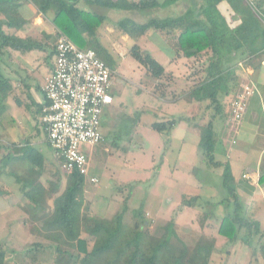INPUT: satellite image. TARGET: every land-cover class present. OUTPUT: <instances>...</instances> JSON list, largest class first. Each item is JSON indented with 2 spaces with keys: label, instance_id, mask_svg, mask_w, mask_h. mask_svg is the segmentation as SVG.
<instances>
[{
  "label": "trees",
  "instance_id": "1",
  "mask_svg": "<svg viewBox=\"0 0 264 264\" xmlns=\"http://www.w3.org/2000/svg\"><path fill=\"white\" fill-rule=\"evenodd\" d=\"M14 1L16 0H0V14L4 17L0 20V67L7 48L32 52L42 49L43 46L39 40L6 34L2 30L4 25L8 28L19 25ZM28 1L43 16L51 14L56 29L75 46L81 50H93L110 68L111 79L114 65L112 57L97 39V30L104 21L103 16L82 11L76 7L75 2L68 0ZM85 1L87 4L111 11V16H115L111 17L115 28L130 38H138L147 31H153L166 39H172L175 52L186 59L198 58L201 54L209 56L203 78L188 90L186 99L205 103L206 111L210 112L208 121L199 129L197 149L206 169L222 168L220 179L226 197L220 203L228 202L229 210L221 219L217 233L229 243H235L239 232H243L241 240L249 242L253 235L258 233L259 225L243 217L229 167L215 158L218 144L215 121L224 122L227 116L221 99L229 95L230 82L234 80L230 70L238 62L254 67V62L260 61L264 55L263 15L258 13L256 6L246 0H203L204 5H201V2L196 5L194 1L185 0L186 4L180 15L163 17L153 16L151 13L182 0H164L163 3L156 0ZM221 2L226 3L229 11L238 19L234 25H228L226 19L221 16L217 8ZM128 52L150 79L163 80L164 68L148 53L136 45ZM11 91V84L0 71V104ZM177 122L175 119L155 122L151 129L168 137ZM21 156L29 165L31 174L34 167L38 168L39 172L42 170V156L32 148L22 149ZM85 186L84 177L77 172L66 174L65 189L53 198L52 210L49 213H44L40 203L43 188L32 186L24 193L31 204L42 210L43 231L47 238L53 241V264H209L215 245L212 236L200 233L193 244H186L178 237L172 221L155 228L152 234L141 210L132 213L131 225L124 224L123 216L128 207L127 196L123 199L120 211L112 218L96 216L90 213L88 206L84 204ZM196 200V196L190 197L183 199L182 204L193 207ZM257 239L264 260V235L258 236ZM40 249L45 248L35 244L27 253ZM8 254V247L0 242V264H9Z\"/></svg>",
  "mask_w": 264,
  "mask_h": 264
},
{
  "label": "crops",
  "instance_id": "2",
  "mask_svg": "<svg viewBox=\"0 0 264 264\" xmlns=\"http://www.w3.org/2000/svg\"><path fill=\"white\" fill-rule=\"evenodd\" d=\"M68 1L75 2L76 7L82 11L94 13L104 17L103 23L97 30V39L103 49L112 57V61L114 63V65L112 66V74H114L116 71L118 72L120 65H130L128 59L131 57L129 56L128 51L134 45L139 47L143 52L148 53L157 63L159 62L153 57L152 53L157 49L155 48V46L160 49L161 53H163L162 59L164 60V62L162 64H159L164 68V73L168 77L167 81L173 80L175 82H178L172 77L174 76L175 78L176 76L170 73V71L175 68V64L178 66L180 64H184L186 60L191 61L197 58L186 59L180 54H177L173 49L172 39H166L163 35L156 34L153 31H147L144 35L138 38H130L115 28V26L113 25L114 22L111 19V11L95 5L87 4L85 0ZM156 1L159 3L164 2V0ZM246 1L256 6L258 13H260V15H263L264 17V0ZM14 4L17 7V21L19 25L15 28H8L6 25H4L2 27V30L6 34L15 35L21 38L30 37L35 40H39L42 42L43 46L42 49L34 50L32 52H20L7 48L6 52L2 56L0 71L3 76L8 79L9 83L12 86V91L8 94L6 100L0 104V201H3V205L0 206V220H2L3 223L5 222L10 229H14L15 232L13 233V236L19 238L20 241L25 245L33 244L34 246L35 244H40L44 248L52 249L53 241L47 238V235L43 231L41 222L42 210L38 209V206L31 204L24 193L28 191V189L32 186H39L43 188V198L40 203L44 210V198L48 197V200L51 201L50 209H48V211H44V213H49L52 210L53 198L61 194L60 193L59 195H56L58 181L54 179H48L46 181L45 179V172L50 168V162L55 159V154L46 141V133L41 119L43 116V110L47 104L43 94V87L45 85L46 79L51 75L53 70L56 39L59 35L62 34L52 23L53 16L51 14L43 16L28 0H16L14 1ZM181 5H185V0L179 1L172 6L157 10L167 13V15L164 16H177L180 15V13H182V11L184 10V6L182 7L181 11L179 10ZM217 8L221 16L226 19L225 21L228 25L232 26L238 21L235 15L229 11L226 3H219L217 5ZM154 12L155 11L153 10L151 14L153 15ZM1 19H4V17L0 14V20ZM228 22H230V24ZM123 51H125V53H123ZM29 58H32L33 61L29 62ZM263 60L264 55L260 59V61L254 62V67L238 62L232 68V70H230V72L234 75V80L232 81L233 84L231 83V85L232 87H234L233 89L236 88V92H234L233 95L237 93L240 82L245 76L253 82L255 87V93L251 98L247 100L245 112L240 123L238 124L236 131H230L225 124L228 117L230 101L233 97H231L227 105H224V100L227 99L228 96L226 95L221 99L222 104L225 107L224 109L226 110L227 116L224 122L215 121V132L217 133L218 137L215 158L221 164H226L229 167L232 177V185L242 207V215L247 221L255 222L259 225L258 233L253 235L252 239L246 243L241 240L243 232H239L237 241L235 243H229L226 238L219 236L217 233L218 225L221 219L229 210L227 206L228 202L225 201L224 203H220V201L224 199L223 198L212 203V209L221 208V212L218 215L221 217H217V220L215 219L214 222L213 219L209 217L208 219H212V221L210 222L209 220H205L206 222H199L198 220V233H203L205 235H209L210 237L212 236L215 241L214 250L211 253L209 264H264V260L259 250L260 244H258L257 239L258 236L261 237L262 235H264ZM162 81L163 80L153 82ZM196 82L192 81L190 83L189 89ZM175 88L176 87H167V89H165V93L160 92L161 95L164 94V97H160L159 94V96L156 95L155 98L160 99V101H162V104H164L162 112L166 113V116L163 121H154L150 123L149 128L151 129V125L155 122H166L171 119L178 120L177 124L171 129L168 137L162 134L165 136V140L169 141L170 145L172 144V140H174L173 134L176 131L178 123L181 121L187 122L186 126L188 130L194 131L198 135V141L195 148L196 154H200L197 149V145L200 135L199 129L203 125H198L197 123H195L194 126H190L188 124L190 120H188L184 115L185 110L193 104H196L197 102L189 101L186 99V94L189 89L187 91H183V89L180 88L179 93H175ZM110 92H112V79H110ZM181 92H183L181 96L175 97ZM110 95L112 97V93ZM181 98L184 101V105L183 101L181 102ZM112 104L113 97L111 105H109L104 110L102 117L105 115V113H110ZM175 106L177 109L176 114H178V112H180L181 110L183 116L178 115L176 116V118L173 117L175 116V111L173 108ZM102 117L100 124V133L103 140L101 143L89 150L91 159H94V156L98 155V153L96 152L97 148H100L106 142L108 143V141L109 143H112V146L114 145V147H116L117 141H123L124 139L130 140L131 143L133 141L134 143H137L136 136H132L131 131L133 129V125L135 123L137 124L138 121L135 122L134 119L133 125H127L125 128L123 126H119V128H117L114 125L113 127H111L110 124L111 122L114 124L116 120H111L110 117L109 120L107 118L102 121ZM2 120L5 121V123L1 124ZM22 125L24 127L23 130H21L20 128V126ZM15 126L19 128L18 131L21 132V135L20 132L16 133ZM112 130L113 133H111ZM118 131L120 134H117ZM41 132L44 136L42 139V144L48 149L50 154L46 152L43 153L40 149H38L37 142L34 141V139L37 138V135H39ZM165 142L166 141H164V143ZM25 147L32 148L35 152L39 153L42 156L43 168L40 172L36 167L32 168V174L31 172H29L30 167L22 160L21 156L22 149H24ZM103 150L104 152H107L108 149L107 147H105V149ZM167 151L168 149L166 150V152ZM180 151L181 149H179L177 152L180 153ZM98 156L96 157V160ZM217 156L219 158H217ZM109 157L110 154H108L102 161H100L102 167L109 163ZM174 160L178 161V158H176L175 156ZM93 162L95 161L91 162L89 173L91 177H95L97 179L98 184L99 180L95 173V169H93ZM201 162L202 164H204L202 161V157ZM16 168L19 169L18 172L15 170ZM98 168L99 167H97V169ZM207 171L210 174H217L216 176L219 177L218 181L221 186L220 177L222 168L209 169ZM23 182L24 184H26V186L23 184ZM9 183L13 184V188L8 187ZM97 184L89 185L88 183H86V186L89 187V190L87 191V187L85 186L86 188L83 194L84 204L88 206L91 212L94 207L93 201L97 202V200L90 198V195L92 194L91 192L93 191L94 186L96 187ZM24 186L27 188H25ZM65 186L66 178L64 180L63 191L65 189ZM198 186H200V184ZM93 194H96V192H93ZM199 194L196 193L194 196L199 197ZM127 198L128 203L130 196H128ZM183 199V196L179 197L176 203V209L178 205H181L183 208L182 211H185L187 207L182 204ZM102 204L103 206L105 205L104 200L102 201ZM173 208V204L164 209L162 207H158V211H156L157 214L152 215L148 211H145L144 216L148 217L150 220H153L156 225L161 226L163 222L165 224L168 221H172L176 224L177 222L173 220L174 216L172 218H169V216L171 215L170 212ZM182 211H179V213H177V218L180 217L179 214ZM164 212L169 214V216H166L168 220L160 218L161 216L159 215H164ZM106 214L104 217V214H101V217L105 218ZM212 217L214 218L213 215ZM8 235L11 236L12 233H8ZM41 240H43L44 242H41ZM259 243H261V240H259ZM219 245H222L221 249ZM27 250L29 249H24V253ZM220 250H223V254L225 255L226 259H229V261L224 262L217 259L218 256L216 257V254H221ZM238 254L241 256V259H238ZM25 256L27 258V255ZM9 264L15 263L9 262Z\"/></svg>",
  "mask_w": 264,
  "mask_h": 264
},
{
  "label": "rangeland",
  "instance_id": "3",
  "mask_svg": "<svg viewBox=\"0 0 264 264\" xmlns=\"http://www.w3.org/2000/svg\"><path fill=\"white\" fill-rule=\"evenodd\" d=\"M191 1H194L196 5L200 2L201 5H204L203 0ZM183 6L185 7V5ZM183 6H180V11ZM164 15H167V13L160 10H155L153 14V16L157 17H163ZM114 17L112 16V18ZM228 23L230 24V22ZM262 23L264 25V20H262ZM155 48H157L156 52L153 51L152 55L162 64L164 62L162 59L163 53H161L158 47L155 46ZM208 57L205 54H201L195 60H186L184 64L178 66L175 64V68L173 67L174 69L170 73L176 76L175 78L174 76L172 77L178 82L173 80L167 81L168 77L166 74L162 82H153L146 75L145 70L138 64H135L136 62L131 58L128 59L130 65L122 64L120 68L118 67V72L116 71L112 74V92L110 94L112 93L113 104L110 113H105L102 121L107 118L109 120L111 117V120H116V124L110 123L111 127L114 125L117 128L119 126L125 128L127 125H133L135 119V122H138L133 125L131 133L132 136H136L137 143H134V141L131 143L130 140L124 139L123 141H117L116 147H114L108 141V143L106 142L100 148H97L96 152L99 155H97V160V156H94V159L90 158V167L91 162L95 161L93 162L94 164L92 163V166L99 180L96 187H92L93 191L90 198L97 200V202L93 201L94 207L92 212L89 210L90 213L93 214L94 212V215H99V217H101V214H104V217L107 213L105 218L109 219L120 211L122 199L125 196H130L127 203V211L123 216V223L131 225L130 218L134 211L141 210L143 215L145 211H148L154 215L157 214L158 207L164 209L173 204L174 208L170 212V216L166 212H164V215L159 216L165 220H168L166 216H169V218L174 216L173 220L177 222L176 224L174 223V227L178 237L189 245L193 244L199 234L198 220L199 222H206L207 220L210 222L213 219L214 222L217 217H221L218 216L221 208L212 209L211 204L225 198L226 194L220 186L217 174H210L207 171L209 169H206V166L202 164L200 154H196L195 147L198 135L194 131L188 130L186 126L187 122L181 121L178 123L176 131L173 134L174 140L169 145V141L168 143H164L166 141L164 135L158 134L149 128L150 123L163 121L166 116V113L162 112L164 104H162L160 99L155 98L156 95L164 97V94L161 95L160 92L165 93L167 87H176L175 93H179L180 88L183 91H187L192 81L196 82L203 78L204 71L208 65ZM29 59V62L33 61L32 58ZM231 83L230 92L227 99L224 100V105H227L231 97L234 96V92H236V88L233 89L234 87H232ZM182 93L175 97L181 96ZM205 105V103H196L185 110L184 115L190 120L188 122L190 126H194L195 123L204 125L208 121L210 112L206 111ZM173 108L175 111V116L173 117L176 118L178 115L183 116L181 110L176 114V106ZM2 123H5V121L2 120ZM20 128L23 130V125ZM18 130L19 128L15 126L16 133L20 132ZM111 133H113V130ZM117 134H120L119 131ZM43 137L41 132L34 141L37 142L38 149L43 153H49L48 149L42 144ZM105 147L108 149L107 152L103 150ZM167 149L168 151L166 152ZM179 149H181L180 153L177 152ZM108 154H110L108 158L109 163L104 165V168L100 161ZM175 156L178 158V161L174 160ZM217 158L219 157L217 156ZM97 167L99 168L97 169ZM15 170L19 171L17 168ZM65 178L66 174L62 171L61 163L55 157L50 162V168L45 172V179L46 181L48 179L58 181L56 195L62 193ZM199 184L200 186H198ZM8 187L13 188V184L9 183ZM86 187L88 191L89 187ZM93 192H96V194H93ZM196 193L200 194L199 197L197 196L193 207L186 206L185 211H182L181 205H178L177 209L175 208L179 197L183 196L184 199H189L190 197H194ZM48 199V197L44 198V211H48L51 207V201ZM103 200L105 202L104 206L102 204ZM1 205H3V201H0ZM179 211L182 212L179 214L180 217L177 218ZM208 217L212 219L210 220ZM144 218L147 221L149 232L154 234L155 228L160 225H156L153 220H150L146 216ZM163 225L164 222L161 226ZM14 232V229H10L5 222L3 223L0 220V242L6 244L9 249L7 256L9 262H14L15 264H53L54 251L51 248L40 249L35 252L30 251L28 253L27 250L24 253L23 250L32 248L33 244L25 245L19 238L13 236ZM8 233H12V235L9 236ZM41 242L44 241L41 240ZM219 247L221 249L222 245H219ZM220 253L216 254V257L218 256L217 259L224 262L229 261L223 254V250H220ZM25 255H27V258ZM238 259H241L240 255Z\"/></svg>",
  "mask_w": 264,
  "mask_h": 264
},
{
  "label": "built area",
  "instance_id": "4",
  "mask_svg": "<svg viewBox=\"0 0 264 264\" xmlns=\"http://www.w3.org/2000/svg\"><path fill=\"white\" fill-rule=\"evenodd\" d=\"M110 74L93 50L79 49L64 35L57 37L53 70L43 87L47 104L41 120L62 171L67 175L77 172L89 185L97 184L89 173V150L103 140L101 117L112 103ZM254 93L253 82L243 77L229 105L225 124L230 131H236Z\"/></svg>",
  "mask_w": 264,
  "mask_h": 264
}]
</instances>
